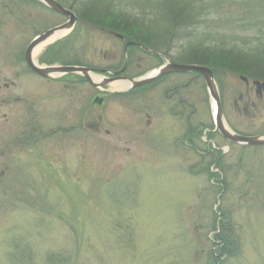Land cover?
<instances>
[{
  "label": "rangeland",
  "instance_id": "obj_1",
  "mask_svg": "<svg viewBox=\"0 0 264 264\" xmlns=\"http://www.w3.org/2000/svg\"><path fill=\"white\" fill-rule=\"evenodd\" d=\"M6 1L0 0V52L15 57L39 32L65 20L30 0L12 3L14 11L9 13ZM68 3L65 6L70 8ZM224 9L232 14L228 27V19L218 20L213 11L203 28L225 29L229 36L253 41L264 37V27L238 15L245 6L227 0ZM122 25L119 30L124 32L133 29L130 20H122ZM76 26L66 35L72 34L75 41L79 38L76 60L106 64L117 50L112 38L95 23L80 21ZM184 43L165 51L180 61L177 46ZM122 50L119 42V62ZM138 56L142 69L150 72L155 61ZM17 71L7 64L5 72L10 76ZM214 72L231 97L246 93L244 75ZM244 77L252 80L251 88L256 87L254 78ZM109 89L116 87L112 84ZM251 90L256 113L228 117L231 128L256 136L264 134V96L256 97V90ZM146 105L109 97L103 110H92L88 145L76 140L59 159L51 153L52 144L45 145L50 157L44 160L52 166L45 164L42 173H33L29 180L34 187L38 183V189L13 186L6 194L0 191V264H14L19 245L30 249L32 264H50L48 257L53 254L62 256L65 264H264V146L233 145L215 163L206 151L208 144L222 145L224 137L213 133L211 141L206 135L194 139L196 151L182 139L180 119L169 110L148 116ZM199 111L203 117L210 115V110ZM94 120L100 126H94ZM44 122L51 125L52 121L45 115ZM220 234L229 235L228 246Z\"/></svg>",
  "mask_w": 264,
  "mask_h": 264
},
{
  "label": "flooded vegetation",
  "instance_id": "obj_2",
  "mask_svg": "<svg viewBox=\"0 0 264 264\" xmlns=\"http://www.w3.org/2000/svg\"><path fill=\"white\" fill-rule=\"evenodd\" d=\"M76 15L78 24L80 16L78 13ZM63 17L65 20L60 24L68 21L67 16ZM77 28L75 26L73 32ZM99 28L101 33L110 36L117 45L115 54L106 64L94 65L76 60V41L79 38L75 41V38L71 37L72 34L68 36L66 34L53 41L47 48L45 47L46 50L44 48L45 52L39 60H36L38 65L78 66L90 69L89 76L82 72H65L47 77L33 71L26 62L25 53L34 37L18 57L12 52H0L2 61L0 62V191L2 193L10 192L13 186L25 191L39 188L38 183L34 187L33 182L29 180L33 179L31 176L33 173L41 174L44 165L50 164L49 160H44V157H50L45 145L52 144L54 148L51 153L54 154V158L65 149L68 151L76 140H83L85 146L86 143L88 145L93 127L92 110H103L109 97L119 98L121 102L132 100L138 105L147 102L144 110L149 111L148 116L157 113L158 110H169L170 115L183 122L185 132L182 139L196 151L198 150L196 140L201 139L203 135L210 137L209 141L212 140L213 133L222 136L216 129L212 114L213 107L201 73H170L135 89H125L122 92L116 89L110 91L109 86L122 83L123 78H138L146 73L142 69L139 54L150 59V62L155 61L149 71L166 64L168 58L174 62L180 61L173 59L165 50L157 51L131 39L119 28ZM119 42L123 46L120 62ZM128 42L140 45H127ZM106 60H108L107 56ZM7 64L13 65L18 70L15 76L5 72ZM212 71L228 124L231 115L250 117V113L256 108L251 89L256 90L255 95L259 98L264 96V92L258 93L255 86L251 88L252 80L249 79L243 81L246 84V93L241 92L237 98L231 97L226 93L225 87L219 84L213 68ZM91 74L99 76L100 80L93 79ZM108 81L109 83L105 85ZM193 86L196 87L192 89ZM200 92L206 93V96H197ZM146 93L149 95L147 96ZM139 110H143L142 107H139ZM199 110H210V115L203 117ZM45 115L51 118V125L44 122ZM94 122V126L101 124L95 120ZM98 130L100 131L101 128ZM238 133L245 135L240 131ZM225 142L222 145H216L212 141L208 144L210 148L206 151L215 163L221 162L231 147L236 145L228 140ZM225 146L229 149H223Z\"/></svg>",
  "mask_w": 264,
  "mask_h": 264
},
{
  "label": "trees",
  "instance_id": "obj_3",
  "mask_svg": "<svg viewBox=\"0 0 264 264\" xmlns=\"http://www.w3.org/2000/svg\"><path fill=\"white\" fill-rule=\"evenodd\" d=\"M18 1H6L7 12L12 13L13 5ZM30 1L41 4L38 0ZM59 1L64 5L69 2L68 6L79 14L83 23L123 29L122 20H130L133 29L129 32L120 31L151 49L170 50L175 47V43L185 42L177 46L180 51L178 60L203 64L217 71H227L264 82V37L253 41L252 38H245L246 36L235 37V34L229 36L225 29L222 31L216 30L217 27L213 30L203 28L206 18L213 11L219 15L218 20L228 19L225 20L228 27L232 14L229 9H224L227 0H136L138 2L132 0L131 4L127 0H119V3L117 0ZM231 1L245 6L244 10L237 13L238 15L245 20L252 19V24H256V27H264V0ZM133 10H138L139 13L131 16L128 11ZM262 33L264 36V31ZM229 37L234 39L227 40ZM226 226L223 223V228ZM218 237L228 246L229 235L222 237L220 234ZM19 247L13 254L14 264H32L33 256L30 249L21 248L20 245ZM48 261L50 264H65L63 257L55 254L50 255Z\"/></svg>",
  "mask_w": 264,
  "mask_h": 264
},
{
  "label": "water",
  "instance_id": "obj_4",
  "mask_svg": "<svg viewBox=\"0 0 264 264\" xmlns=\"http://www.w3.org/2000/svg\"><path fill=\"white\" fill-rule=\"evenodd\" d=\"M45 6L51 10L69 17V20L61 25L55 26L53 28L47 29L40 34H38L33 41L28 45L25 53V59L29 67L43 76H52L56 73H65V72H82L89 76L88 72L90 69H85L78 66H45L38 65L33 59V52L37 46L49 40L52 36L59 32L72 30L77 23L76 14L69 8L65 7L58 0H39ZM140 45L135 42H128L127 45ZM147 51H150L144 47ZM167 63L146 73L145 75L138 78H123L129 89L137 88L143 86L147 83H150L164 75L170 73H188V72H198L201 73L204 77L208 94L210 97L211 105L213 107L212 114L214 118V123L216 129L221 133V135L227 140L240 145L245 146H264V134L256 136H247L232 130L226 123L225 115L222 108L221 97L219 93L218 85L213 76V71L211 68L199 65V64H190V63H175L169 58ZM243 80L248 81L247 78L242 77ZM109 81L105 84L107 85ZM257 86L258 93L264 92V82L255 81Z\"/></svg>",
  "mask_w": 264,
  "mask_h": 264
},
{
  "label": "bare ground",
  "instance_id": "obj_5",
  "mask_svg": "<svg viewBox=\"0 0 264 264\" xmlns=\"http://www.w3.org/2000/svg\"><path fill=\"white\" fill-rule=\"evenodd\" d=\"M66 34H67V31L59 32V33L55 34L54 36H52V37H51L49 40H47L46 42H44V43L40 44L39 46H37V47L35 48V50H34V53H33L34 57H35L37 54H39L41 51H43L44 48H45L48 44L52 43L53 41L57 40V39L60 38V37H63V36L66 35ZM91 76L93 77V79H97L98 81L100 80V77L97 76V75H93V74H91ZM113 85L116 87V90H119V91H122V90L127 89V84L124 83V82H122V83H114Z\"/></svg>",
  "mask_w": 264,
  "mask_h": 264
}]
</instances>
